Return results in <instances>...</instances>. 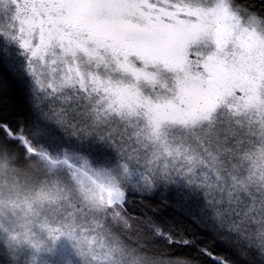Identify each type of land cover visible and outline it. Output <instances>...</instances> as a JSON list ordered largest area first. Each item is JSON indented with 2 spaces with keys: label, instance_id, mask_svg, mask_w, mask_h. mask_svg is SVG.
Instances as JSON below:
<instances>
[{
  "label": "snow or ice",
  "instance_id": "1",
  "mask_svg": "<svg viewBox=\"0 0 264 264\" xmlns=\"http://www.w3.org/2000/svg\"><path fill=\"white\" fill-rule=\"evenodd\" d=\"M0 12L31 80V121L0 114V142L110 165L99 209L135 221L160 264H199L174 247L264 264V0H0ZM117 122L126 137L112 136ZM173 191L238 259L156 206L131 208L130 195Z\"/></svg>",
  "mask_w": 264,
  "mask_h": 264
},
{
  "label": "rangeland",
  "instance_id": "2",
  "mask_svg": "<svg viewBox=\"0 0 264 264\" xmlns=\"http://www.w3.org/2000/svg\"><path fill=\"white\" fill-rule=\"evenodd\" d=\"M4 22L0 12V23ZM5 43L29 81L21 49L14 42ZM53 107L60 108V102H53ZM109 131L119 138L131 129L126 133L117 122ZM35 148V159L25 167L0 150V264H160L122 239L110 213L99 209L110 165L86 155L61 164L48 149ZM155 194L173 196L192 215L197 211L178 192L151 195Z\"/></svg>",
  "mask_w": 264,
  "mask_h": 264
},
{
  "label": "trees",
  "instance_id": "3",
  "mask_svg": "<svg viewBox=\"0 0 264 264\" xmlns=\"http://www.w3.org/2000/svg\"><path fill=\"white\" fill-rule=\"evenodd\" d=\"M241 3L256 4L259 6L261 0H240ZM11 47L6 44L3 39H0V81H4L7 84V88L0 92V114L4 115V118L15 126L17 123L31 121L30 111V97L28 96V89L31 86L29 78H25L21 68H17V63L12 61L9 56ZM9 53V54H8ZM20 143H24V147L20 146ZM28 145L25 142H17L5 146L0 142V150L3 151L7 157L13 159L15 163H19V167H25L33 159L32 148H29L25 152L24 148ZM36 161V160H35ZM37 165L40 163L37 161ZM137 203L132 204V201ZM131 208H134L136 212L145 211L151 215L149 208L156 206L160 211V219L167 221H180L183 224L185 230L193 235L200 237V243L202 246L209 248L214 253L221 256H226L229 259H238L236 257L232 247L227 246L221 241L218 234L210 229V225L206 224L202 219L190 214L189 209H185L180 206V202L174 199L173 196L164 197L159 194L150 195L145 198L141 195H130L129 198ZM147 206V207H146ZM111 220L114 228L119 236L127 243L133 246L137 251L160 260V256L154 250L149 247H142L145 242V237L140 233L135 232V221H132V228L128 227V222L121 215L118 209L113 208L110 212ZM191 217V218H189ZM176 255L194 257L199 261V264H213L208 257L202 254L196 253L195 249L174 247L173 249ZM167 259V257H164ZM255 264H260L256 261Z\"/></svg>",
  "mask_w": 264,
  "mask_h": 264
}]
</instances>
